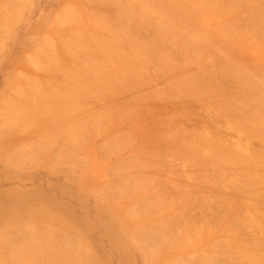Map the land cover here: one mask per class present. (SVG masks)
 I'll return each mask as SVG.
<instances>
[{
  "label": "rangeland",
  "instance_id": "1",
  "mask_svg": "<svg viewBox=\"0 0 264 264\" xmlns=\"http://www.w3.org/2000/svg\"><path fill=\"white\" fill-rule=\"evenodd\" d=\"M16 1L0 264H264V0Z\"/></svg>",
  "mask_w": 264,
  "mask_h": 264
},
{
  "label": "bare ground",
  "instance_id": "2",
  "mask_svg": "<svg viewBox=\"0 0 264 264\" xmlns=\"http://www.w3.org/2000/svg\"><path fill=\"white\" fill-rule=\"evenodd\" d=\"M2 1H3V0H2ZM13 1H14V0H13ZM18 1L21 2V0H18ZM233 1H234V0H233ZM262 1H263V0H261V2H262ZM11 2H12V1H11ZM15 2H17V1L15 0ZM20 2H18V3L20 4ZM263 2H264V1H263ZM8 3H10V2L8 1ZM18 3H17V4L14 3V5H18ZM10 5H11V4H10ZM10 5H9V6H10ZM259 5H260V4H259ZM261 5H263V4H261ZM9 6H8V7H9ZM10 7L13 8V6H10ZM2 8H3V7H2ZM263 8H264V6H263ZM21 9H23V8L21 7ZM255 9H256V8H255ZM18 10H19V11H15V9L13 10V9L10 8L9 11H11V12H12V11H15V14H13V12H12V14H11V16L13 15L12 18L15 19V18L19 17V16H17V15H20V14H18V13H19L21 10H20V9H18ZM23 10H24V9H23ZM1 13H2V12H1ZM9 13H10V12H9ZM14 15H15V17H14ZM16 16H17V17H16ZM1 17H2V18H1ZM1 17H0V18H1V22L3 23V20H2V19L4 18V15L1 16ZM4 19H5V18H4ZM127 21H128V20H127ZM103 22H104V21H103ZM2 26L4 27V23L2 24ZM3 27H2V28H3ZM3 29H4V28H3ZM260 30H261V29H260ZM260 32H261V31H260ZM79 43H80V42H79ZM155 46H156V45H155ZM155 50H158V49H155ZM158 51H159V50H158ZM153 52H154V51H153ZM159 53H160V52H159ZM97 57H98V56H97ZM162 57H163V56H162ZM86 58H87V57H86ZM98 58H99V57H98ZM88 59H89V58H88ZM95 59H96V58H95ZM89 60H91V58H90ZM100 60H103V59H100ZM161 60H162V59H161ZM120 61H121V60H120ZM102 62H103V61H102ZM160 62H161V61H160ZM164 62H165V61H164ZM97 63H98V62H97ZM122 63H123V62H122ZM126 65H127V64H126ZM98 67H99V66H98ZM119 67H120V66H119ZM80 68H81V67H80ZM83 68L86 69L87 67H84V66H83ZM122 69H123V67H122ZM88 71H89V70H88ZM92 71H93V70H92ZM129 71H130V70H129ZM63 72H64V70H63ZM82 72H83V71H82ZM89 72H90V71H89ZM93 72H94V71H93ZM65 74H66V72H65ZM94 74H95V73H94ZM126 74H128V73H126ZM132 74H133V73H132ZM66 75H68V74H66ZM74 76H75V75H74ZM74 76H73L72 78H71V77H70V78L73 79V80L75 81ZM92 76H93V75H92ZM125 76H126V75H125ZM68 77H69V76H68ZM95 77H96V76H95ZM123 77H124V76H123ZM126 77H127V76H126ZM119 78H120V77H119ZM121 78H122V77H121ZM71 79H70V80H71ZM100 79H101V78H100ZM105 79H106V78H104V80H105ZM107 79H108V78H107ZM73 80H72V81H73ZM101 80H102V79H101ZM76 81H78V80L76 79ZM120 81H122V80H120ZM191 81H192V80H191ZM28 82H29V81H28ZM95 82H96V81H95ZM95 82H94V83H95ZM195 82H196V81H195ZM29 83H30V82H29ZM85 83H86V82H85ZM108 83H109V82H108ZM196 83H197V82H196ZM202 83H203V82H202ZM76 84L78 85L77 82H76ZM80 84H81V83L79 82V85H80ZM89 84H90V83H89ZM104 84H105V82H104ZM106 84H107V83H106ZM106 84H105V86H106ZM197 84H198V83H197ZM32 85H33V84H32ZM37 85H38V84H37ZM111 85H113V83H112ZM128 85H129V84H128ZM199 85H200V84H199ZM34 86L39 88V86H36V84H35ZM90 86H91V84H90ZM129 86H130V85H129ZM202 86H203V85H202ZM58 87H59V86H58ZM124 87H125V86H124ZM204 87H205V86H204ZM52 88H54V87H52ZM59 88H60V87H59ZM87 88H88V87H87ZM64 89H65V87H64ZM100 89H101V88H100ZM76 90H77V89H76ZM78 90H79V89H78ZM96 90H97V89H96ZM122 90H124V88H122ZM30 91H31V90H30ZM49 91H50V90H49ZM54 91H55V88H54ZM79 91H81V90H79ZM117 91H118V89H117ZM21 92H22V91H21ZM21 92H20V93H21ZM37 92H39V90H37ZM37 92H36V93H37ZM52 92H53V91H52ZM55 92H56V91H55ZM55 92H54V94H56ZM65 92H66V91H65ZM65 92H64V93H65ZM114 92H115V91H114ZM118 92H119V91H118ZM206 92H207V91H206ZM18 93H19V92H18ZM78 93H79V92H78ZM81 93H82V92H81ZM25 94H26V93H25ZM72 94H73V93H72ZM75 94H76V93H75ZM82 94H83V93H82ZM111 94H113V92H112ZM111 94H110V95H111ZM123 94H124V93H123ZM29 95H30V94H29ZM31 95H32V94H31ZM96 95H97V94H96ZM121 95H122V94H121ZM26 96H27V95H26ZM26 96H25V98H26ZM35 96H36V95H35ZM41 96H42V95H41ZM48 96L50 97V95H48ZM58 96H59V95H58ZM66 96H67V95H66ZM69 96H70V95H69ZM73 96H74V95H73ZM36 97H37V96H36ZM42 97H43V96H42ZM25 98H23V103H24V101H25V100H24ZM39 98H40V97H39ZM51 98H52V97H51ZM53 98H54V97H53ZM74 98H75V97H74ZM119 98H120V97H119ZM28 99H29V98H28ZM41 99H42V98H41ZM30 100H31V99H30ZM39 100H40V99H39ZM20 101H22V100H20ZM20 101H19V102H20ZM86 101H87V100H86ZM86 101H85V102H86ZM100 101H101V100H100ZM40 102H41V101H40ZM50 102H51V101H50ZM60 102H61V101H60ZM36 103H37V102H36ZM44 103H45V102H44ZM51 103H53V101H52ZM101 103H102V102H101ZM135 103H136V102H135ZM20 104H21V103H20ZM20 104H19V106L21 107ZM56 104H57V103H56ZM90 104H91V103H90ZM97 104H98V103H97ZM17 105H18V104H17ZM24 105H25V103H24ZM34 105H35V104H34ZM45 106H47V105H43L42 107L46 108ZM52 106H53V105H51V107H52ZM123 106H124V105H123ZM27 107H28V104H27ZM62 107H63V106H62ZM62 107H61V108H62ZM91 107H92V106H91ZM108 107H109V106H108ZM110 107H111V106H110ZM225 107H227V106H225ZM24 108H26V107L24 106ZM24 108H23V110H24ZM31 108H32V107H31ZM31 108H30V109H31ZM39 108H40V107H39ZM44 108H43V109H44ZM48 108H49V107H48ZM95 108H96V107H95ZM129 108H130V107H129ZM18 109H19V108H18ZM34 109H35V108H34ZM43 109H42V110H43ZM77 109H78V108H77ZM100 109H101V108H100ZM129 110H130V109H129ZM13 111H14V110H13ZM28 111H29V110H28ZM30 111H31V110H30ZM36 111H37V110H36ZM46 111L48 112V109H47ZM57 111H58V110H57ZM103 111H104V110H103ZM11 112H12V111H11ZM20 112H21V110H20ZM32 112H34V110H33ZM107 112H108V111H107ZM22 113H23V112H22ZM43 113H44V112H43ZM45 113H46V112H45ZM45 113H44V114H45ZM228 113H229V112H228ZM6 114H7V113H6ZM20 114H21V113H20ZM23 114H24V113H23ZM71 114H72V113H71ZM71 114H70V115H71ZM37 115H38V114H37ZM92 115H93V114H92ZM92 115H91V116H92ZM96 115H97V114H96ZM19 116H20V115H19ZM30 116H31V115H30ZM41 116H43V115H41ZM93 116H94V115H93ZM93 116H92V117H93ZM37 117H38V116H37ZM53 117H54V116H53ZM55 117H56V116H55ZM57 117H58V116H57ZM32 118H33V117H32ZM34 118H35V117H34ZM30 119H31V117H30ZM62 119L64 120V118H62ZM66 119H67V117H66ZM68 119H69V118H68ZM27 120H28V121H27V123H28L30 120H29V119H27ZM34 120H35V119H34ZM53 120H54V119H53ZM69 120H70V119H69ZM69 120H68V121H69ZM64 123H65V122H64ZM66 123H67V122H66ZM25 124H26V123H25ZM43 126H44V125H43ZM48 126H49V125H48ZM71 126H73V125H71ZM45 127H46V126H45ZM73 127H74V126H73ZM76 127H78V126L76 125ZM22 128H23V127H22ZM42 128H43V127H42ZM55 128H56V127H55ZM65 128H66V127H65ZM78 128H79V127H78ZM40 129H41V128H40ZM60 129H61V128H60ZM60 129H59V131H60ZM70 129H71V128H70ZM72 129H73V128H72ZM79 129L81 130V127H80ZM51 130H52V129H51ZM56 130H57V129H56ZM74 130H75V129H74ZM34 131H35V130H34ZM43 131H44V130H43ZM54 131H55V130H54ZM76 131H77V130H76ZM23 132H24V131H23ZM35 132H36V131H35ZM50 132H51V131H49V133H50ZM55 132H56V131H55ZM62 132H63V130H62ZM44 133H45V132H44ZM49 133H48V134H49ZM53 133H54V132H53ZM53 133H52V135H53ZM41 134H42V133H41ZM46 134H47V133H46ZM55 134H56V133H55ZM55 134H54V135H55ZM52 135H51V136H52ZM59 135H61V134H58V136H59ZM35 136H37V135H35ZM49 136H50V135H48V137H49ZM55 136H56V135H55ZM119 136H121V135L119 134ZM39 137H40V136H39ZM45 137H46V135H45ZM54 138H56V137H54ZM70 138H71V137H70ZM49 139H50V137H49ZM51 139H52V138H51ZM66 139H67V138H66ZM66 139H65V140H66ZM68 139H69V138H68ZM37 140H38V138H37ZM39 140H40V139H39ZM45 140H47V139H45ZM56 140H57V139H56ZM62 140H63V139H62ZM116 140H117V139H116ZM43 141H44V140H43ZM128 141H129V140H128ZM37 142H38V141H37ZM64 142H66V141H64ZM64 142H63V143H64ZM70 142H71V141H70ZM70 142H69V143H70ZM113 142H114V141H113ZM35 143H36V142H35ZM39 143H41V142H39ZM44 143H45V141H44ZM72 144H73V143H72ZM112 144H114V143H112ZM115 144H116V143H115ZM27 145H28V143H27ZM43 145H45V144H43ZM43 145H42V146H43ZM46 145H47V144H46ZM76 145H77V144H76ZM38 146L40 147V145H38ZM72 146H73V145H72ZM32 147L34 148V146H32ZM35 147H36V146H35ZM44 147H46V146H44ZM44 147H43V148H44ZM70 147H71V146H70ZM21 148L24 149L23 147H21ZM36 148H37V147H36ZM40 148H41V147H40ZM38 149H39V148H38ZM25 150H26V149H25ZM35 150H36V149H35ZM63 150H64V149H63ZM65 150H66V149H65ZM72 150H74V147H73ZM19 151H20V150H19ZM37 151H38V150H37ZM38 152H39V151H38ZM145 152H146V151H145ZM28 153H29V152H28ZM33 153H34V151H33ZM33 153H32V154H33ZM152 154H153V153H152ZM35 155H36V154H35ZM44 155H45V154H44ZM44 155H43V156H44ZM69 155H71V154H69ZM32 156H33V155H32ZM30 157H31V155H30ZM33 157H34V156H33ZM59 157H60V156H59ZM59 157H57V158H59ZM153 157H154V156H153ZM157 157H158V156H157ZM36 158H37V157H35V159H36ZM37 160H38V159H37ZM61 160H62V159H61ZM60 162H61V161H60ZM72 162H73V161H72ZM150 162H151V161H150ZM141 164H143V163H141ZM33 165H34V164H33ZM73 165H75V164L73 163ZM138 167H139V166H138ZM142 167H143V165H142ZM135 168H136V167H135ZM147 168H149V167H147ZM139 169H140V168H139ZM129 170H130V169H129ZM135 170H136V169H135ZM145 170L147 171V169H145ZM148 170H149V169H148ZM131 171H132V170H131ZM141 171H142V170H141ZM136 172H137V171H136ZM143 173H144V172H143ZM147 173H148V171H147ZM262 173H263V172H262ZM141 174H142V173H141ZM136 175H137V173H136ZM139 175H140V174H139ZM142 175H143V174H142ZM142 175H141V177H142ZM145 175H146V174H145ZM263 175H264V174H263ZM134 176H135V175H134ZM146 177H148V176H146ZM146 177H145V178H146ZM143 179H144V177H143ZM146 179H147V178H146ZM261 179H262V178H261ZM152 180H153V179H152ZM140 181H141V180H140ZM173 181H174V180H173ZM138 182H139V181H138ZM169 182H170V181H169ZM259 182H260V181H259ZM125 183H126V182H125ZM171 183H172V182H171ZM122 184H123V183H122ZM146 184H147V183H146ZM178 184H179V183H178ZM197 184H198V183H197ZM123 185H124V184H123ZM130 185H131V184H130ZM253 185H254V184H253ZM251 186H252V185H251ZM188 187H189V186H188ZM199 187H200V185H199ZM181 188H182V187H181ZM196 188H197V187H196ZM133 189H134V188H133ZM192 189H193V187H192ZM131 190H132V189H131ZM178 190H179V189H178ZM183 190H186V189H183ZM133 191H134V190H133ZM121 192H122V191H121ZM186 192H187V190H186ZM184 193H185V192H184ZM233 196H234V195H233ZM140 200H142V199H140ZM204 203H205V202H204ZM218 204L220 205V203H218ZM196 205H197V204H196ZM202 205H203V204H202ZM221 205H222V204H221ZM206 207H207V206H206ZM128 208H129V207H128ZM131 208H132V207H131ZM200 208H203V207H201V205H200ZM134 210H135V209H134ZM206 213H207V212H206ZM257 216H258V215H257ZM161 225H162V224H161ZM23 227H24V226H23ZM34 227H35V226H34ZM46 228H48V227H46ZM51 228H52V227H51ZM51 228H50V229H51ZM18 229H19V228H18ZM52 229H53V228H52ZM137 230H138V229H137ZM12 231H14V230H12ZM49 231H50V230H49ZM165 231H166V230H165ZM21 232H22V231H21ZM29 232H30V231H29ZM29 232H28V233H29ZM154 232H155V231H154ZM154 232H152V233H154ZM189 232H190V231H189ZM10 233H11V232H10ZM16 233H17V232H16ZM25 233H26V230H25ZM50 233H51V232H50ZM23 234H24V230H23ZM26 234H27V233H26ZM46 234H48V233L46 232ZM64 234H65V233H64ZM162 234H163V233H162ZM233 234H235V233H233ZM3 235H5V233H4ZM17 235H18V234H17ZM71 235H72V234H71ZM155 235H157V234H155ZM10 236L12 237V234H11ZM22 236H23V235H22ZM51 236H52V235H50V237H51ZM61 236H62V235H61ZM64 236H65V235H64ZM67 236H68V234H67ZM50 237L48 236V239H44L43 236H42V240L44 239L43 241H46L47 243H49V242L51 243V241H50V240H51ZM53 237H54V236H53ZM62 237H63V236H62ZM155 237H156V236H155ZM155 237H154V238H155ZM19 238H20V236H19ZM21 238H22V237H21ZM46 238H47V237H46ZM51 238H52V237H51ZM23 239H24V238H23ZM55 239H57V238L55 237L54 239H52V240H53L52 242L57 241V240H55ZM146 239H147V238H146ZM1 240H2V239H1ZM8 240H10V239H8ZM16 240H17V239H16ZM24 240H25V239H24ZM31 240H32V239H31ZM47 240H48L49 242H48ZM69 240H70V239H69ZM142 240H143V239H142ZM6 241H7V239H6ZM22 241H23V240H22ZM73 241H74V240H73ZM79 241H80V240H79ZM184 241H185V240H184ZM10 242H11V240H10ZM71 242H72V241H71ZM7 243H8V242H7ZM21 243H22V242H21ZM24 243H25V242H24ZM39 243H40V242H39ZM73 243H74V242H73ZM76 243H77V242H76ZM152 243H153V242H152ZM235 243H236V242H235ZM239 243H240V242H239ZM10 244H11V243H10ZM25 244H28V243L26 242ZM44 244H45V246L48 245V244L46 245V243H44ZM54 244H55V243H53V245H54ZM65 244H66V243H65ZM67 244H69V243H67ZM74 244H75V243H74ZM237 244H238V243H237ZM40 245H41V244H40ZM50 245H51V244H49V247H50ZM69 245H70V244H69ZM76 245H78V244H76ZM238 245H239V244H238ZM238 245H237V246H238ZM12 246H13V245H12ZM36 246H39V245H38V244L36 245V243H35V246L33 245V246L30 247L31 249H30V248H29V249L24 248V249H26V251H28V252L32 250L33 254L35 253V255H36V253H37V249H36L37 247H36ZM81 246H82V245H81ZM231 246H232V245H231ZM235 246H236V245H235ZM13 247H14V246H13ZM33 247H34V249H33ZM47 247H48V246H47ZM49 247H48V249H47L48 251H49ZM52 247H56V244H55L54 246H52ZM84 247H85V246H84ZM84 247H83V248H84ZM239 247H240V246H239ZM14 248H16V247H14ZM19 248H20V247H19ZM19 248L17 247L18 250H19ZM57 248H58V245H57ZM59 248H60V246H59ZM65 248H66V247H65ZM17 249H16V250H17ZM38 249H39V248H38ZM54 249H55V248H54ZM77 249H78V248H77ZM232 249H233V248H232ZM241 249H242V248H241ZM14 250H15V249H14ZM56 250H57V249H56ZM56 250H55V251H56ZM64 250H65V249H64ZM83 250H84V249H83ZM229 250H230V249H229ZM26 251H23V252L26 254ZM38 251H39V250H38ZM52 251H54V250L52 249ZM65 251H66V250H65ZM72 251H73V250H72ZM152 251H153V250H152ZM14 252H15V251H14ZM16 252H22V251L20 250V251H16ZM32 252H31V253H32ZM49 252L52 254L51 251H49ZM70 252H71V251H70ZM77 252H78V251H77ZM227 252H228V251H227ZM233 252H235V251H233ZM240 252H241V251H240ZM31 253L29 252V253H28V256L33 257V256H32L33 254H31ZM73 253L75 254V252H73ZM86 253H87V252H86ZM150 253H151V252H150ZM20 254H21V253H20ZM29 254H31V255H29ZM60 254H61V253H60ZM66 254H67V253H64V256H65V258L68 257L67 259H68V261L70 262V263H69V262H68V263L71 264V261H72V260H70V257H69L68 255H66ZM152 254H153V253H152ZM21 255H22V254H21ZM54 255H55V254H54ZM56 255H57V254H56ZM227 255H229V254H227ZM238 255H239V254H238ZM240 255H241V254H240ZM262 255H263V254H262ZM13 256H14V255H13ZM13 256H12V257H13ZM18 256H20V255H18ZM64 256L62 257V255H61V256L59 255L60 258H61V257L64 258ZM87 256H88V255H87ZM12 257H11V259H12ZM15 257H17V255H15ZM21 257H22V256H21ZM54 257H55V256H54ZM83 257H84V256H83ZM228 257H229V256H228ZM230 257H231V256H230ZM8 258H9V257H8ZM22 258H23V257H22ZM65 258H64V259H65ZM71 258H72V257H71ZM77 258H78V256H77ZM211 258H212V257H211ZM17 259H18V258H17ZM17 259H16V260H17ZM23 259H25V258H23ZM75 259H76V258H75ZM79 259H81V258H79ZM184 259H185V258H184ZM204 260H205V258H204ZM11 261H12V260H11ZM20 261H21V259H20ZM202 261H203V260H202ZM210 261H211V259H210ZM23 262L25 263V261H23ZM182 262H184V261H182ZM185 262H186V261H185ZM13 263H14V262H13ZM66 263H67V261H66ZM72 264H73V263H72ZM76 264H77V262H76ZM174 264H176V263H174ZM181 264H182V263H181Z\"/></svg>",
  "mask_w": 264,
  "mask_h": 264
}]
</instances>
